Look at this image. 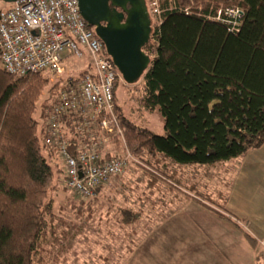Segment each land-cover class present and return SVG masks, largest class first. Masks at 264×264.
<instances>
[{
  "label": "trees",
  "instance_id": "16d2710c",
  "mask_svg": "<svg viewBox=\"0 0 264 264\" xmlns=\"http://www.w3.org/2000/svg\"><path fill=\"white\" fill-rule=\"evenodd\" d=\"M156 3L159 16L152 20L144 48L151 64L141 79L142 102L146 109L162 114L166 135H155L124 117L117 104V89L124 81L118 80L115 107L133 154L177 166H214L260 149L264 145V0ZM87 72L57 81L50 88L52 95L40 104L48 75L16 78L0 69V264L66 263L62 240L69 239V226L74 225L67 227L57 218L60 210L49 199L53 165L60 167L63 181L65 168L58 149L46 144L44 121L57 97L75 88ZM74 122L64 121L65 137L72 143L78 141ZM69 152L75 154L74 145ZM71 195L81 201L77 213L91 212L85 202L89 205L94 197Z\"/></svg>",
  "mask_w": 264,
  "mask_h": 264
},
{
  "label": "rangeland",
  "instance_id": "374dc122",
  "mask_svg": "<svg viewBox=\"0 0 264 264\" xmlns=\"http://www.w3.org/2000/svg\"><path fill=\"white\" fill-rule=\"evenodd\" d=\"M147 1L151 11L156 0ZM11 6L0 0V12ZM89 63L88 56L72 59L63 64V75L46 74L49 84L38 103L52 95L50 88L57 81L87 70ZM143 93L142 80L134 85L122 82L117 104L127 120L165 136L162 114L143 106ZM109 150L124 156L127 167L89 205L85 202L90 213L75 211L81 201L65 188L60 167L53 165L49 199L60 210L57 218L67 227L74 225L69 226V239L62 240L65 264H231L245 239L255 241L252 224L264 225V145L214 166H177L146 155L140 159L126 137L125 143L115 141ZM252 251L247 264H257Z\"/></svg>",
  "mask_w": 264,
  "mask_h": 264
},
{
  "label": "built area",
  "instance_id": "2783aa9c",
  "mask_svg": "<svg viewBox=\"0 0 264 264\" xmlns=\"http://www.w3.org/2000/svg\"><path fill=\"white\" fill-rule=\"evenodd\" d=\"M0 12V61L9 75L61 76L63 64L89 57L88 72L76 87L62 92L44 121L46 144L60 153L64 184L71 194L91 199L96 191L121 176L127 159L109 150L125 143V127L117 114L114 86L122 80L95 28L83 19L79 0H16ZM150 16H159L151 3ZM75 119L78 141L66 137L65 120ZM75 154H70L73 147ZM257 257L264 264V239L257 241Z\"/></svg>",
  "mask_w": 264,
  "mask_h": 264
},
{
  "label": "water",
  "instance_id": "95a60500",
  "mask_svg": "<svg viewBox=\"0 0 264 264\" xmlns=\"http://www.w3.org/2000/svg\"><path fill=\"white\" fill-rule=\"evenodd\" d=\"M4 1L12 3L16 0ZM79 7L83 19L95 28L96 36L104 43L123 81L129 85L140 82L151 64L144 51L152 32V19L145 1L79 0ZM117 9L127 14L124 25L117 23L124 18Z\"/></svg>",
  "mask_w": 264,
  "mask_h": 264
},
{
  "label": "crops",
  "instance_id": "0c3cea01",
  "mask_svg": "<svg viewBox=\"0 0 264 264\" xmlns=\"http://www.w3.org/2000/svg\"><path fill=\"white\" fill-rule=\"evenodd\" d=\"M189 207H193V206H189ZM187 208V207H186ZM198 211V209H197ZM252 231L254 232V240L255 241H251L249 242L247 239H245V243H243V248L241 249L240 255L236 258V259H231V264H247L248 261V257L249 254H251V250L253 249V255L255 257V262L258 264L259 260L258 257H256L257 255V250H258V245L257 242L259 239H264V225H258L257 223H255L254 225L252 224ZM206 237H208L207 235H205ZM257 238V239H256ZM207 240V239H206ZM238 240L242 241V238H239ZM199 242V241H196ZM253 263H254V259H253Z\"/></svg>",
  "mask_w": 264,
  "mask_h": 264
},
{
  "label": "flooded vegetation",
  "instance_id": "af4514ba",
  "mask_svg": "<svg viewBox=\"0 0 264 264\" xmlns=\"http://www.w3.org/2000/svg\"><path fill=\"white\" fill-rule=\"evenodd\" d=\"M144 1H145V3H146V6H147V9H148V12H149V14H150V9H149L148 4H147L148 1H147V0H144ZM126 8H127V9L130 8L129 4H127ZM117 12H118V14H122V16L124 17L123 20H118V22H117L118 25H124L125 22H126V20H127V14L124 13L122 9H117Z\"/></svg>",
  "mask_w": 264,
  "mask_h": 264
}]
</instances>
